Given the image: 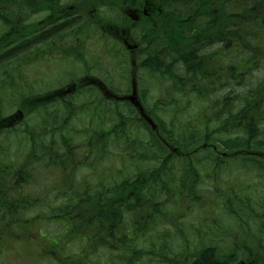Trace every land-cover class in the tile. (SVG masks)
I'll return each mask as SVG.
<instances>
[{
    "label": "trees",
    "instance_id": "1",
    "mask_svg": "<svg viewBox=\"0 0 264 264\" xmlns=\"http://www.w3.org/2000/svg\"><path fill=\"white\" fill-rule=\"evenodd\" d=\"M158 1L153 24L130 31L154 130L88 79L54 94L81 72L128 91L131 53L115 36L69 58L75 71L56 62L52 83L20 69L34 46L3 47L1 255L19 242L32 255L42 241L35 264H264V0ZM17 110L23 118L4 123ZM209 203L210 217H190Z\"/></svg>",
    "mask_w": 264,
    "mask_h": 264
},
{
    "label": "flooded vegetation",
    "instance_id": "2",
    "mask_svg": "<svg viewBox=\"0 0 264 264\" xmlns=\"http://www.w3.org/2000/svg\"><path fill=\"white\" fill-rule=\"evenodd\" d=\"M167 1L162 4H167ZM160 5L158 0H0V46L3 49L0 56L6 51L3 47L28 44L35 47V52L28 50V54L24 53L21 58L27 56L31 60H25L26 64L21 65L20 69L28 68L27 64L31 66L59 61L71 67L72 59H68L82 55L86 49L91 50L99 36L103 39L106 34H110L123 44L131 42L136 45L130 31L145 20L153 24L155 12L163 10ZM125 22L129 25L125 26ZM81 24L95 30L94 41L79 37L82 33L80 35L77 30L82 27ZM77 36L81 39L78 40ZM132 50L129 55H132L134 67L138 69L137 45ZM81 74L79 78L70 80L62 89L54 88V94H71L75 88L80 87L79 82L85 79L95 85L91 88L94 92L105 97L109 93H128L123 92L121 88L110 86L99 76L91 77L82 72ZM41 84L44 86L39 82V85ZM71 84L75 88L70 89L68 86ZM71 245L66 244V247L71 249Z\"/></svg>",
    "mask_w": 264,
    "mask_h": 264
},
{
    "label": "rangeland",
    "instance_id": "3",
    "mask_svg": "<svg viewBox=\"0 0 264 264\" xmlns=\"http://www.w3.org/2000/svg\"><path fill=\"white\" fill-rule=\"evenodd\" d=\"M40 65H39V67H35L34 68V71L38 72L40 74V77L41 78L43 77L41 75L43 73V70L44 71L45 70L50 71L51 74L49 73V75L52 76V78H50V81H51V83L52 82H55V76L54 75L56 74V66H57V64L56 63H51L48 67L45 64H43V63H40ZM59 65L61 66L58 69V71L61 69L59 71L60 74L61 73H64L65 71H70V70L75 71V69L72 68L74 65H72L71 67L68 64H65V63H61ZM33 66L34 65L30 66L29 68L25 67L24 68V73L26 72V73H29V74H33V72L31 71V69L33 68ZM109 70H111V69L109 68L108 71ZM79 75L81 76L82 74L80 73ZM140 76H141V74H140ZM258 79H259V76H257V75L254 77V79L252 78V80H254V82L257 81ZM51 85L52 84H50V85L49 84H45V86H51ZM41 86H42V84H41ZM151 94H152V100H153L154 99V96H155V93L152 91ZM258 128H261V129L263 128L264 129V126L258 125ZM236 165H238V163ZM85 172H86V169H84V168L81 169L80 175H83ZM246 174L247 175H244L242 177L243 180L246 181L245 184H243V185L246 188L248 187L247 189L252 188V187H255L254 184L257 183L258 180L255 178L254 175L248 174V173H246ZM41 179H42V181H41L42 184H47V183H49V180H50L48 178V176H46V174H42L41 175ZM42 184H40V185H33L30 188V190H32V189L33 190L41 189V188H43ZM223 184H224V182L222 183V185ZM252 191H255V190H252ZM256 192H257V190L254 192L255 195H257ZM259 192H261V191H259ZM259 199H260V197H259ZM211 205H210V203L208 205H206L202 210H200V212L198 214L196 212H193L192 213V216H190V217L192 219H195V220H198L200 218L210 217L209 214L210 213L213 214V210H215V207L213 205L212 206ZM189 211L190 210H187L186 212L189 213ZM49 229H51V228H49ZM33 231L35 232L36 230H33ZM39 242H42V241H37L35 243V245H38ZM8 243H10V242H8ZM21 243H23V242L21 241ZM14 245H15V247H14ZM35 245H31L30 247H28V249L31 250V248H33V251H35V253H33L32 255H31V253H21L23 247L20 245V242H19V244L18 243L17 244L16 243H13L10 246H7V249H4V251H3V253H5V255H3V254L1 255L0 254V264H35V261H37L38 258H40V255L38 253H36L38 251V249L36 247H38V246H35ZM75 246H77V245H75ZM75 246H73L71 248L72 251H76L77 250V248ZM47 249L50 250V248H47ZM54 254L56 255V253H54ZM46 256H53V254L50 255V253H45L44 254V257H46ZM133 264H135L134 261H133Z\"/></svg>",
    "mask_w": 264,
    "mask_h": 264
},
{
    "label": "water",
    "instance_id": "4",
    "mask_svg": "<svg viewBox=\"0 0 264 264\" xmlns=\"http://www.w3.org/2000/svg\"><path fill=\"white\" fill-rule=\"evenodd\" d=\"M132 88H133V89H132L131 94L128 95V96H126V99L130 100V102H131L134 106H136V107L138 108L139 112H140L143 116H145L144 113H143V109H142V107H141L140 104H139V101L136 100L135 81H134V80H133V82H132ZM145 118H146V121L151 125V128L154 129V128H155V125L153 124L152 120H151L149 117H147V116H145Z\"/></svg>",
    "mask_w": 264,
    "mask_h": 264
}]
</instances>
